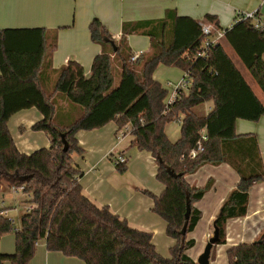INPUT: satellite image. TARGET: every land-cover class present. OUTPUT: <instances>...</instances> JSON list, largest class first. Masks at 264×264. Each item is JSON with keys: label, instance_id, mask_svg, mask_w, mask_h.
<instances>
[{"label": "trees", "instance_id": "16d2710c", "mask_svg": "<svg viewBox=\"0 0 264 264\" xmlns=\"http://www.w3.org/2000/svg\"><path fill=\"white\" fill-rule=\"evenodd\" d=\"M206 21L219 26L213 16L208 15ZM128 25L125 32L131 33ZM137 25L151 38V52L133 62L126 35L114 51L106 41L112 37L102 22L91 23L92 41L106 50L94 59L90 75L76 61H69L59 71L52 70L56 32L48 42L46 29L0 31V195L22 188L30 197L28 202L35 205L22 217L19 229L0 209V243L13 231L16 236L15 254L5 255L0 250V264H29L38 243L51 232V221L60 207L64 209L59 225L70 214L78 217L70 238L88 222L90 246L99 230L117 242L108 253L111 264H122L128 252L141 257L137 264H199L186 254L195 245L187 236L201 219L194 205L210 185L196 188L189 185L186 176L205 165L228 164L240 176L238 187L229 194L215 220L217 244H225L229 220L246 216L251 188L264 181V165L256 136H238L235 127L238 119L259 121L264 117V105L221 43L207 57L195 58L204 38L199 22L168 10L161 20ZM225 38L264 93V30L238 14L234 26L226 29ZM160 65L179 68L192 79L190 94L181 92L169 107L166 101L170 91L154 79ZM208 102L213 108L207 113ZM32 108L43 116L32 129L44 132L51 146L24 154L16 147L8 122L16 113ZM174 121L181 124V137L176 142L165 131ZM111 122L119 130L130 125L132 145L149 151L156 160V177L165 189L154 197L153 210L165 220L167 235L176 241L171 258L157 252L152 233L132 228L109 207L99 208L83 194L82 172L73 158V154L82 153L76 134ZM203 130L207 136L204 151L192 159L190 153ZM63 139L68 143L67 151ZM116 168L120 173L127 170L126 164ZM227 256L229 264H264V230L254 243L232 247Z\"/></svg>", "mask_w": 264, "mask_h": 264}, {"label": "crops", "instance_id": "0c3cea01", "mask_svg": "<svg viewBox=\"0 0 264 264\" xmlns=\"http://www.w3.org/2000/svg\"><path fill=\"white\" fill-rule=\"evenodd\" d=\"M168 10H175L179 17H189L199 23L206 22L208 15L213 16L218 27L224 30L234 26L239 12L258 13L264 21V0H0V31L46 29L48 42H52L51 33L56 32L57 45L52 52V70L59 71L69 61H76L84 68L85 74L90 75L94 59L106 50V47L92 41L90 25L94 20L102 22L116 43L126 35L132 54L143 55L151 52V38L144 34L145 28L137 23L161 20ZM126 24H129L127 31L131 33L125 32ZM221 44L264 105V93L257 81L226 38ZM116 67L121 71L119 66ZM185 73L176 67L160 65L154 73V79L163 86V79H167L168 86L175 88ZM55 77L51 76L52 83ZM212 108V102L206 103L207 113ZM42 119V114L36 108L22 110L10 118L8 128L21 153L31 154L51 146L44 132L32 129ZM235 131L238 136H256L264 165V117L257 122L238 119ZM124 132L118 129L115 122H111L103 128L81 130L76 134L82 153L73 154V158L82 172L80 184L83 194L99 208L109 207L112 213L125 219L132 228L152 233L157 252L164 258H170L176 241L167 235L165 220L153 210L154 197H159L165 189L156 177V160L149 151L133 146V136L128 134L123 137ZM179 137L180 132H176L175 140L171 141L176 142ZM119 155L128 159L125 173H120L116 168L115 159ZM186 181L196 188L210 185L204 197L194 205L201 212V219L187 236L188 240L195 242L194 247L188 250L192 255L188 256L199 263L215 237V220L223 203L238 187L240 176L228 164L205 165L186 176ZM249 195L246 216L227 222L226 242L211 246L208 264H229V249L239 244L254 243L264 230V181L255 184ZM29 199L27 194L14 193L12 189L0 195V209L4 210L16 229L20 228L21 219L28 208L35 206L28 202ZM63 209L60 207L53 216L49 239L38 243L29 264H111L112 258L108 253L116 248L117 242L108 233L99 230L90 246L88 231L91 225L88 222L70 238L78 217L70 214L59 225ZM0 250L5 255L15 254L14 231L2 237ZM194 251L195 259L191 257ZM214 252L215 259L212 258ZM141 260L137 253L128 252L124 254L122 264H137Z\"/></svg>", "mask_w": 264, "mask_h": 264}, {"label": "built area", "instance_id": "2783aa9c", "mask_svg": "<svg viewBox=\"0 0 264 264\" xmlns=\"http://www.w3.org/2000/svg\"><path fill=\"white\" fill-rule=\"evenodd\" d=\"M239 14H242L244 19H250V20L254 21L256 28L264 30V21H262L259 17H257V15H256L257 13H255V12H239ZM200 26H201L202 35L204 38H203V40H202V42L198 48V51L195 55V58L207 57L209 55V52L214 47H216L218 44H220L221 41L226 36V30L221 29L220 27H218L213 22H207V21L206 22H200ZM141 55H142V53L134 54L131 61H133V62L137 61ZM185 57L187 59H190L189 54H187ZM191 86H192V79L190 78V75L188 73H185L183 80L179 84H177L175 88H173L171 95L169 96V98L166 101V105L168 107L170 105H172L176 101V99H178L179 94L181 92H184L185 95H189ZM121 130L125 131L124 134L122 135L123 137H125V135L130 134L131 126L129 125L126 128L121 129ZM206 139H207L206 131L203 130L201 132V139L198 141L196 149L192 150L190 153V157L192 159L196 158L198 154H200L204 151V141ZM127 161H128V159L126 156L119 155L115 159V165H121V164L124 165V164H127ZM12 191L14 193H21L22 188H12ZM263 201H264V195H263ZM34 207L35 206L29 207L28 212L31 211ZM262 208L264 209V203L262 205ZM50 233L51 232H48L43 240H45L47 242L49 239Z\"/></svg>", "mask_w": 264, "mask_h": 264}, {"label": "rangeland", "instance_id": "374dc122", "mask_svg": "<svg viewBox=\"0 0 264 264\" xmlns=\"http://www.w3.org/2000/svg\"><path fill=\"white\" fill-rule=\"evenodd\" d=\"M165 67V66H164ZM168 80L167 79H163V84H164V87L166 88V89H168V91L170 90H173V87H170V86H168ZM180 126H181V124L179 123V122H177V121H174V122H171V123H168L167 125H166V128H165V131H167L166 133H168L167 135L169 136V138H170V140H172V141H174L175 139H174V134L177 132V133H179L180 132V137H181V128H180ZM180 137H179V139H180ZM178 139V140H179ZM177 140V139H176ZM17 195H21V194H17ZM65 203V205H67V203L66 202H64ZM197 251V250H196ZM196 251H194V255L193 256H191V257H194V259L196 258ZM188 252H190V251H187L186 252V254L187 255H192V252H191V254L190 253H188ZM170 256H171V253H170ZM171 258V257H170ZM212 258H214L215 259V252L213 253V255H212ZM197 263V262H196Z\"/></svg>", "mask_w": 264, "mask_h": 264}, {"label": "water", "instance_id": "95a60500", "mask_svg": "<svg viewBox=\"0 0 264 264\" xmlns=\"http://www.w3.org/2000/svg\"><path fill=\"white\" fill-rule=\"evenodd\" d=\"M107 42L111 43V45L114 47V51H117V45H116V42L112 39H106ZM63 142L65 144V148L64 150L67 151L68 150V143L66 142L65 139H63ZM186 219L188 220L189 219V212L186 216ZM184 233H186V231H184ZM218 242V232L216 230V233H215V237L210 241V245H209V248L207 249V251L201 256V258L199 259V264H208V258H209V252H210V248L212 245H216Z\"/></svg>", "mask_w": 264, "mask_h": 264}]
</instances>
